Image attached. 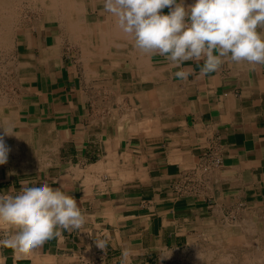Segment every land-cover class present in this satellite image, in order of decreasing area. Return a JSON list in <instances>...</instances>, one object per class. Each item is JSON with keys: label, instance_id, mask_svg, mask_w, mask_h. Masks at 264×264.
<instances>
[{"label": "crops", "instance_id": "crops-1", "mask_svg": "<svg viewBox=\"0 0 264 264\" xmlns=\"http://www.w3.org/2000/svg\"><path fill=\"white\" fill-rule=\"evenodd\" d=\"M83 12L92 16L78 38L46 23L19 38L27 75L8 126L42 150L3 136L0 193L47 180L86 222L25 253L0 248V264H178L176 251L264 206V65L226 60L201 77L203 62L187 61L194 71L180 80L164 57L133 47L102 0ZM210 151L220 164L197 192L179 193L181 174Z\"/></svg>", "mask_w": 264, "mask_h": 264}, {"label": "clouds", "instance_id": "clouds-1", "mask_svg": "<svg viewBox=\"0 0 264 264\" xmlns=\"http://www.w3.org/2000/svg\"><path fill=\"white\" fill-rule=\"evenodd\" d=\"M103 9L116 26L131 37L133 47L144 55H160L175 76L187 80L200 67L201 77L220 69L226 60L264 65V0H102ZM168 8L164 14L162 10ZM4 135L13 133L4 128ZM10 149L0 136V165ZM86 217L74 196L47 180L39 186H24L12 195L0 193V226L10 229L0 235V248L25 253L42 247L64 231L82 228ZM100 249L106 242L97 241ZM165 258V257H164Z\"/></svg>", "mask_w": 264, "mask_h": 264}, {"label": "rangeland", "instance_id": "rangeland-1", "mask_svg": "<svg viewBox=\"0 0 264 264\" xmlns=\"http://www.w3.org/2000/svg\"><path fill=\"white\" fill-rule=\"evenodd\" d=\"M3 1L6 5L0 7V112L8 113L11 119L8 122L0 114V134L6 138L9 135H4L3 127L10 130L11 126L6 125L16 123L15 112L27 75L24 48L18 42L25 39L27 30L43 23L54 28L64 24L61 26L75 38L67 21L81 16H85L82 23L86 19L91 21L92 13L86 15L83 10L91 9L98 0H72L77 7L71 0H60L52 8L49 0ZM211 234L213 236L197 239L190 247L176 251L174 256L178 264H264L263 205L239 211V220L223 221Z\"/></svg>", "mask_w": 264, "mask_h": 264}, {"label": "bare ground", "instance_id": "bare-ground-1", "mask_svg": "<svg viewBox=\"0 0 264 264\" xmlns=\"http://www.w3.org/2000/svg\"><path fill=\"white\" fill-rule=\"evenodd\" d=\"M48 1V0H47ZM50 1V6H51V8L54 6V4L56 3V2H58V1H60V0H49ZM43 2H45V1H43ZM73 1L71 0V3H72ZM78 2V1H77ZM82 2V1H81ZM62 3V2H61ZM11 4V3H10ZM60 4V3H59ZM70 4V3H69ZM69 4H67V5H69ZM73 4H74V2H73ZM5 2L3 1V0H0V7L1 6H3V7H5ZM45 5V4H44ZM58 5V4H57ZM66 5V4H65ZM76 4H74L73 6H75ZM83 5H84V3H83ZM63 6V5H62ZM82 6V5H81ZM75 7H77V6H75ZM83 7V6H82ZM50 8V9H51ZM79 8V7H78ZM77 8V9H78ZM65 9V8H64ZM75 9V8H74ZM82 10H83V8H82ZM84 11V10H83ZM1 12V11H0ZM84 13V12H83ZM80 16V15H79ZM85 17V16H84ZM84 17H80V18H75V19H73V20H69V21H67L68 23H66V24H69L70 25V28L69 29H71V31H72V34L74 33L76 36H75V38L78 36V34H79V28H81V26H82V22H81V20L84 18ZM108 18V17H107ZM105 20V19H104ZM88 21V19H86V20H84L83 22H87ZM106 21V20H105ZM113 21H114V19H113ZM61 25H64V24H61ZM95 25V24H94ZM103 25V24H102ZM86 26V25H85ZM104 26V25H103ZM103 28V27H102ZM114 28V27H113ZM1 29V28H0ZM93 30V29H92ZM87 31H88V29H87ZM121 31V30H120ZM118 32H119V30H118ZM120 33V32H119ZM82 34V33H81ZM101 35V34H100ZM103 35V34H102ZM87 36V35H86ZM90 36V35H89ZM116 36V35H115ZM123 36V35H122ZM70 38H72V37H70ZM78 38V37H77ZM84 38V37H83ZM123 39V38H122ZM89 40V39H88ZM77 41H79V40H77ZM74 42V41H73ZM120 42V41H119ZM87 44V43H86ZM85 45V44H84ZM20 63V62H19ZM24 63V62H23ZM26 64V63H25ZM29 88V87H28ZM21 103V102H20ZM2 104V103H1ZM20 105V104H19ZM10 109H12V108H10ZM2 110V109H1ZM11 111H13V109L11 110ZM15 111V110H14ZM13 111V112H14ZM0 114H2L1 112H0ZM4 116V120H6V121H8L9 122V120L11 119L10 118V115H8V113L7 114H2V117ZM13 118V117H12ZM2 120V119H1ZM17 121H18V119H17ZM7 122V123H8ZM24 122V121H23ZM3 123V122H2ZM19 123H21V121L19 122ZM14 124V123H13ZM4 126H5V124H4ZM7 127H9L8 126V124L6 125ZM0 131H2L1 129H0ZM10 132H11V130H10ZM13 133V132H12ZM0 136H3V134H0ZM7 136V135H6ZM29 136H30V134H29ZM9 137H11L12 138V140H13V142H15V144H18V142H20V140H21V143L23 144V150L24 151H26V154H28V155H33L34 153H38L39 151H41L42 150V147H36V145H37V143L36 142H31V141H29V140H27V138H28V132H26V131H19V132H14L12 135H9ZM18 141V142H17ZM24 142V143H23ZM40 143V142H39ZM15 144L12 146L13 147V149L14 150H16L17 149V151H19V148H16L15 147ZM38 146V145H37ZM46 148V147H45ZM13 150V151H14ZM22 150V149H21ZM20 150V151H21ZM16 151V152H17ZM20 153V152H19ZM41 153V152H40ZM43 153V152H42ZM10 155V154H9ZM12 156V155H11ZM22 156V155H21ZM34 157H36L35 155H34ZM26 158V157H25ZM24 159V158H23ZM9 160V159H8ZM25 160V159H24ZM35 160V159H34ZM41 160V159H40ZM25 161H27V159L25 160ZM32 161V160H31ZM10 163V162H9ZM23 163V162H22ZM21 167V166H20ZM31 170V169H30ZM1 177V176H0ZM226 222V221H225ZM247 222V221H246ZM251 223V222H250ZM226 225V224H225ZM243 228V227H242ZM247 228V227H246ZM227 235V234H226ZM227 253V252H226ZM230 262V261H229Z\"/></svg>", "mask_w": 264, "mask_h": 264}, {"label": "built area", "instance_id": "built-area-1", "mask_svg": "<svg viewBox=\"0 0 264 264\" xmlns=\"http://www.w3.org/2000/svg\"><path fill=\"white\" fill-rule=\"evenodd\" d=\"M220 164V158L215 152H208L204 159L195 167L181 174L179 178V185L176 190L179 193H195L198 187L204 184L206 174L214 167Z\"/></svg>", "mask_w": 264, "mask_h": 264}]
</instances>
